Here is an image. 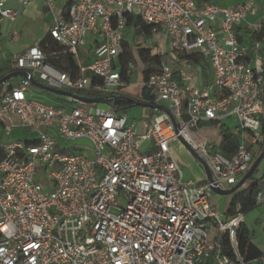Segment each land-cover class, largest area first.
Returning a JSON list of instances; mask_svg holds the SVG:
<instances>
[{"label":"built area","instance_id":"1","mask_svg":"<svg viewBox=\"0 0 264 264\" xmlns=\"http://www.w3.org/2000/svg\"><path fill=\"white\" fill-rule=\"evenodd\" d=\"M8 1L0 0V24L14 23L33 2L15 0L18 8L11 9ZM45 7L52 17L48 34L74 59L78 76L60 72L30 47L12 58L14 72L30 79L0 84L2 137L16 128L33 136L0 142V264H245L236 252L245 215L240 207L220 215L210 187L230 190L264 151V11L248 23L251 2L220 8L196 0H69L66 18L55 0ZM129 16L151 27L152 37L162 36L159 71L141 80L149 98L138 101L160 109H152L141 133L110 107L32 99L31 80L73 95L121 94L128 84L117 59ZM184 55L208 64L210 84L190 88L186 69L200 72V66ZM137 73L129 62V81ZM230 118L238 143L233 153H222L223 135L216 151L202 129L219 130ZM80 141L89 149L54 151L56 144ZM175 141L210 172L205 190L184 180L169 148ZM255 201L264 207V191ZM224 237L235 258L225 253ZM256 264H264V255Z\"/></svg>","mask_w":264,"mask_h":264},{"label":"trees","instance_id":"2","mask_svg":"<svg viewBox=\"0 0 264 264\" xmlns=\"http://www.w3.org/2000/svg\"><path fill=\"white\" fill-rule=\"evenodd\" d=\"M67 9L68 5L65 7V11ZM126 27L130 28L134 35H143L145 37H150L152 35V28L145 25L137 17H127ZM37 48L45 54L46 62L48 64L60 72L70 75L72 78H76L78 76V68L74 59L53 39H51L49 34H47L39 42ZM183 58L191 65H200L204 63L203 59L198 55H184ZM162 60V57L156 55V53L148 47L138 46L135 49H132L129 43H124L122 53L117 59V66L122 75V79L129 84L130 81L128 77H126L127 64L129 62H134L136 64L137 68L141 72L140 79L144 81L159 71ZM11 73H14V70L8 69V66L5 65L0 67V81ZM12 80L13 79L5 83H11ZM92 81L98 82V80L93 78ZM76 95L83 98L94 97V95L84 92H78ZM148 98L147 92L143 90L141 100L146 101ZM98 99H100L101 104L123 114L127 109L133 108V103L137 100L123 94H108L103 97H99ZM219 130L223 133L224 138V144L221 147L220 152L233 153L238 143L237 140L227 134L228 129L224 125L220 126ZM254 174L244 183L242 186L243 188L241 187L240 190H238L237 194L230 203L229 209L226 211V216L235 214L237 207H240V212L244 215L257 207L255 201L256 195L258 191H264V166L253 178ZM252 235V232L249 231L245 224L239 227L236 235V252L245 264H256L257 261H259L264 255L252 244ZM221 242L225 253L231 258H235L234 251L230 248L226 237H224Z\"/></svg>","mask_w":264,"mask_h":264},{"label":"rangeland","instance_id":"3","mask_svg":"<svg viewBox=\"0 0 264 264\" xmlns=\"http://www.w3.org/2000/svg\"><path fill=\"white\" fill-rule=\"evenodd\" d=\"M147 40L149 39L147 38ZM142 45L145 46V44L143 43ZM86 48H88V46H86ZM2 51L6 53V50L0 46V54L3 53ZM200 71L201 72L196 73V77L201 80L205 79L208 81V84H210L212 82V79H211V70L208 64L205 62L202 63L200 65ZM140 75H141L140 73H137L135 76H133L130 80L128 87H126L121 92L123 95H127L137 99V102L138 99H140L139 96H141L143 91V87L140 84L141 83ZM30 90L32 93V99L34 100H38L44 103L62 104L67 108H73L78 105L77 102L67 103L66 98L46 93L34 86H32ZM98 108L106 110L109 107L103 104H98ZM154 114L155 113L152 109L139 108V107H133L127 109L124 112V115L127 116L129 122L132 123L133 125H136V128L139 133H141V129H142L141 123L144 121L151 120ZM235 124L236 121L234 118L225 120L222 123V125H224L228 129L227 134L229 135L234 129ZM202 130L208 136V143L213 145L216 151H219L218 147L220 144V137L223 135V133H221V131L218 130L216 126L204 127ZM15 135H20V137H15L12 135L10 138L7 139L5 137H2L0 131V142L4 143L12 139H17V140L19 139L22 141L30 142L33 137L25 132H23V135H21L20 133H15ZM145 145L146 144L143 145V148ZM76 148H82L88 150L89 146L85 141H80L73 144H65L64 146H60L59 144H56L54 147V151L56 153H70L72 152V150ZM143 148L142 150H140V153H143ZM169 148L173 158L175 159V161L177 162L178 166L180 167V169L184 174V180L185 181L191 180L193 183L200 185L201 189L205 190L206 187L204 186V184L207 181V178L205 175L203 164L197 158H195L180 141L172 142L169 145ZM263 166H264V160L258 166L253 178L256 176V174L260 172ZM237 192L238 190L229 196H216L213 193L211 194L219 213H222L223 211H227L229 209L230 203L233 200L234 196L237 194ZM244 218H245L246 227L253 234L252 235L253 243H255L261 250H264V232L262 231V229L264 228V207L257 206L256 208L245 214Z\"/></svg>","mask_w":264,"mask_h":264},{"label":"crops","instance_id":"4","mask_svg":"<svg viewBox=\"0 0 264 264\" xmlns=\"http://www.w3.org/2000/svg\"><path fill=\"white\" fill-rule=\"evenodd\" d=\"M196 1L197 4L199 5L203 3H211L220 8H231L237 5L251 2L254 5L255 11L247 18L248 23H254L256 20L260 18L262 12L264 11V0H196ZM55 4L57 11L60 13V15L63 18H66L68 9L65 11V7L67 5L69 7V0H55ZM7 7L11 9L18 8L15 0H9L7 3ZM51 20L52 17L50 14L47 13L45 7V0H33V2L30 5H28L26 8L22 10L21 16L14 23H8V22L1 23L0 46L6 50V53L2 51L3 53L0 54V67L6 65L8 66V69L13 70L12 58L14 56L22 54L26 49L30 47H37L39 42L48 34L51 26ZM238 32L240 33L239 34L240 37L243 39H244L243 36H247L244 27L239 29ZM91 38L92 37L90 35L86 37L85 39L86 46H90ZM125 38H126V42L129 43L132 49L138 47L137 43L140 41V39H142V43L145 44V47L152 49L154 53L157 52V50L161 47V43H162L161 34H158L155 37L134 35L132 30L127 27L125 30ZM147 38L149 40H147ZM141 46L143 47V45ZM262 48L264 50V42L262 43ZM186 70L188 75L191 77V82L189 84L190 88H197V87L200 88L201 86L208 84L207 80L205 79L201 80L196 77V73L198 71L195 67L189 66ZM18 79L19 78L13 79L11 84L14 85ZM211 79H212V73H211ZM139 98H141V96H139ZM12 120L14 121L15 118H12ZM133 126L136 127V125ZM15 133H20L21 135H23V132L18 128L14 129L13 135L15 137H20V135H15ZM144 148H146V146H144ZM220 215L226 216V211H223L222 213H220ZM252 244L261 253L264 254V250H261L255 243H253V241ZM209 264H213V263H209Z\"/></svg>","mask_w":264,"mask_h":264},{"label":"water","instance_id":"5","mask_svg":"<svg viewBox=\"0 0 264 264\" xmlns=\"http://www.w3.org/2000/svg\"><path fill=\"white\" fill-rule=\"evenodd\" d=\"M15 78L30 79L29 75L27 73H25V72H14V73H11V74L7 75L6 77H4L0 81V84H3L5 82H7V81H9L11 79H15ZM31 83H32V85L34 87H36V88H38V89H40V90H42V91H44L46 93L55 95V96H60V97H64V98H71V99H73V100H75L77 102H81V103H84V104H96V105L97 104H101V101L98 98H93V99L83 98V97H79L77 95H73L71 93H66V92L57 91V90H54V89H50V88L44 87V86H42L40 84L35 83L32 80H31ZM133 107L149 108V109H157V110L160 109V108H157V107H150V106H148L146 104H143V103H140V102H137V101L133 103ZM171 122L173 123V119L172 118H171ZM183 145L185 146V148L187 150H189V148L184 143H183ZM190 153L193 155V153L191 151H190ZM263 159H264V151L255 160V162L253 163V165L250 168V170L248 171V173L233 188H231L230 190H227V191H223V190L218 189L215 186H211L210 188H211L212 193L214 195H216V196H229V195L235 193L254 174L255 170L257 169L258 165L261 163V161ZM204 171H205V175H206L207 181L211 183L212 181H211L210 172L208 171V169L205 166H204Z\"/></svg>","mask_w":264,"mask_h":264}]
</instances>
